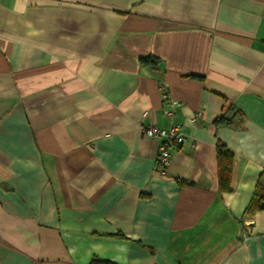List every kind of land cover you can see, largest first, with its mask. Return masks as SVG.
<instances>
[{
    "label": "crops",
    "instance_id": "crops-1",
    "mask_svg": "<svg viewBox=\"0 0 264 264\" xmlns=\"http://www.w3.org/2000/svg\"><path fill=\"white\" fill-rule=\"evenodd\" d=\"M258 184L264 0H0V264H264Z\"/></svg>",
    "mask_w": 264,
    "mask_h": 264
},
{
    "label": "built area",
    "instance_id": "built-area-1",
    "mask_svg": "<svg viewBox=\"0 0 264 264\" xmlns=\"http://www.w3.org/2000/svg\"><path fill=\"white\" fill-rule=\"evenodd\" d=\"M162 99L169 107L166 111V115L172 118L175 115L174 107L179 105V101L171 98L168 92H162ZM202 109H198L190 117L192 123H196L199 118L202 117ZM142 133L151 139H155L158 142V150L155 158L154 170L160 176L167 175L168 165L171 161V150L178 147L186 139L184 132V125L179 121H172L168 128H163L157 125H141ZM245 236V234H243ZM264 239V234H262Z\"/></svg>",
    "mask_w": 264,
    "mask_h": 264
},
{
    "label": "trees",
    "instance_id": "trees-1",
    "mask_svg": "<svg viewBox=\"0 0 264 264\" xmlns=\"http://www.w3.org/2000/svg\"><path fill=\"white\" fill-rule=\"evenodd\" d=\"M156 57H142L143 64L155 65ZM219 120H216V122ZM232 154L230 150L224 146H218V163H219V183L222 188L226 187L229 179V170L231 167ZM264 207V186L258 184L247 206L248 209Z\"/></svg>",
    "mask_w": 264,
    "mask_h": 264
}]
</instances>
